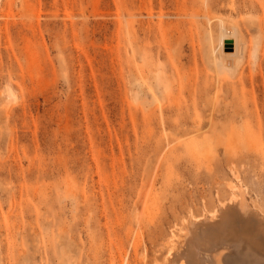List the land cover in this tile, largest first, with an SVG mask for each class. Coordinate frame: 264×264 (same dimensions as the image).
Returning <instances> with one entry per match:
<instances>
[{
	"label": "rangeland",
	"instance_id": "obj_1",
	"mask_svg": "<svg viewBox=\"0 0 264 264\" xmlns=\"http://www.w3.org/2000/svg\"><path fill=\"white\" fill-rule=\"evenodd\" d=\"M230 180L264 215V0H0V264H163Z\"/></svg>",
	"mask_w": 264,
	"mask_h": 264
},
{
	"label": "bare ground",
	"instance_id": "obj_2",
	"mask_svg": "<svg viewBox=\"0 0 264 264\" xmlns=\"http://www.w3.org/2000/svg\"><path fill=\"white\" fill-rule=\"evenodd\" d=\"M146 18L150 22L151 13L148 12ZM218 22L220 35L218 48L212 55L213 67L220 69L224 74L233 76L240 66L237 54L240 51V55L242 54L237 29L223 20H218ZM159 23L163 21L159 20ZM226 41L230 43L227 45ZM231 49L232 53H226ZM146 68L148 76L157 80V63H150ZM139 76L140 81L145 83L147 79H144L140 71ZM216 81L218 82L217 77ZM8 92L10 96H13L10 90ZM241 115L237 116V119H240ZM160 122L163 123L162 118ZM239 183L231 180L227 183L229 191L227 203L218 202L217 209L205 212L202 218L189 214L188 218L183 219L182 234L177 236L173 231L170 233L163 264H232L235 258L251 264H264V215L257 208L249 205L245 198L246 189ZM235 242L240 244L242 256L236 251ZM140 264H146L144 258Z\"/></svg>",
	"mask_w": 264,
	"mask_h": 264
}]
</instances>
